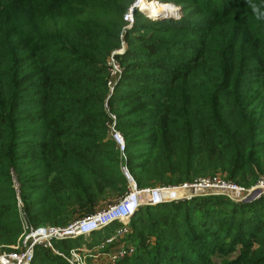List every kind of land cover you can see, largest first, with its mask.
Listing matches in <instances>:
<instances>
[{"label": "trees", "instance_id": "obj_1", "mask_svg": "<svg viewBox=\"0 0 264 264\" xmlns=\"http://www.w3.org/2000/svg\"><path fill=\"white\" fill-rule=\"evenodd\" d=\"M135 1L0 0V249L24 234L20 199L31 227L60 228L128 193L106 107L130 133L123 163L139 189L218 174L250 188L264 175V0H151L157 16L168 3L181 18L136 10L127 29ZM125 42L110 96L109 60ZM122 227L54 246L94 248ZM129 229L135 252L115 264H219L218 252L240 254L222 264H264V198L143 206ZM32 264L69 263L37 246Z\"/></svg>", "mask_w": 264, "mask_h": 264}, {"label": "built area", "instance_id": "obj_2", "mask_svg": "<svg viewBox=\"0 0 264 264\" xmlns=\"http://www.w3.org/2000/svg\"><path fill=\"white\" fill-rule=\"evenodd\" d=\"M126 19L132 23L133 15L131 12L128 13ZM130 27H127V29ZM124 44L125 43H123L122 49L116 51L109 60L111 75L108 85L110 96L113 94L115 86L123 73V68L115 59V55L125 52L126 47ZM112 118L115 120L114 116ZM109 129L110 139L115 143L117 150L125 161V139L117 130L115 124ZM121 170L129 182L128 193L120 197L114 205L109 206L106 210L100 212L96 211L94 214L77 220L64 228L47 226L34 229L27 223L25 213H23L21 203H19L21 220L28 234L22 243L20 241L23 236L17 245L11 246V251L0 254V264H32L35 257V248L37 246L51 249L55 254L65 259L66 257L64 254L54 250L53 243L55 241L89 236L92 233L107 228L115 222L122 223L123 227L116 230L110 238L102 243L100 249L104 250L106 245H113V243L122 241L125 236L130 233L128 225L135 213L143 206H158L168 202L191 200L195 197L213 195L226 197L235 203H249L264 198V175H261L257 183L250 188L240 186L235 182L227 180L225 176L218 174L213 177L201 178L195 182L183 183L177 186L139 189L125 163L122 164ZM88 248L89 247L84 245L79 248L71 249L69 252L74 256V259L71 261L66 258V261L69 264H85V257L80 254H82L81 252L85 254L89 253L91 249L89 250ZM134 252V248L126 246L123 242V245L114 253L111 260L115 263L133 255Z\"/></svg>", "mask_w": 264, "mask_h": 264}, {"label": "rangeland", "instance_id": "obj_3", "mask_svg": "<svg viewBox=\"0 0 264 264\" xmlns=\"http://www.w3.org/2000/svg\"><path fill=\"white\" fill-rule=\"evenodd\" d=\"M136 7H137V9L140 11V12H143L145 15H148V16H150V15H156L157 14V8H158V6L154 3V2H152L151 0H136ZM157 4H159V3H157ZM163 4H165V5H167V6H169L170 7V11L171 12H169L168 10H166L165 9V13H163V14H160V15H158V16H163V17H170V16H174V17H177L178 15H179V12H178V10L176 9V8H173V7H171L168 3H163ZM162 4V5H163ZM134 5V4H133ZM133 5H132V7H133ZM131 7V8H132ZM157 7V8H156ZM71 9H74V8H69L68 10H71ZM132 15H133V13H132ZM131 16V15H130ZM180 16H181V12H180ZM151 17V16H150ZM155 17V16H154ZM164 19H169V18H164ZM170 19H175V20H178V19H176V18H170ZM134 15H133V21H132V23L131 22H129V25H128V27H132V25L134 24ZM130 27V28H131ZM125 47L127 46V42H125ZM106 109H107V113H108V115H109V118H110V121H108L107 122V125H108V127L110 128L113 124H115V126H116V128H117V130L123 135V137H124V139H125V142H126V144H127V135L128 134H130V133H128V132H125V131H123V130H120L119 128H118V118H117V116H116V114H114L111 110H110V108H107L106 107ZM115 117V120L112 118V117ZM135 119H137V118H135ZM131 133H133V132H131ZM137 133H139L138 131L137 132H134V135H138V137H140V134H137ZM108 139H110V129H108ZM144 142H145V140H143ZM119 152V151H118ZM125 156H126V150H125ZM119 158L122 160V164H123V162H124V158L122 157V155L119 153ZM19 171L22 173L23 171L22 170H20V168H19ZM11 175H12V181H13V187H14V189L19 193L20 191H19V187H20V184H21V181H20V178H21V174L18 172V171H16V170H12L11 171ZM22 176H25V177H27V179L28 180H32L34 183L35 182H37L38 180H40L41 179V177H37V174H31V173H27V174H23ZM31 195H34V192H32L31 193ZM118 198L119 197H117V196H110L109 198H107V199H104L103 201H101V203L96 207V211L97 212H100V211H104V210H106L109 206H111V205H114L116 202H117V200H118ZM19 203H21V207H22V211H23V204H22V201H21V199L19 200ZM20 210V209H19ZM24 213V212H23ZM89 214H88V212H86L85 210H77L75 213H74V220H72L71 222H69V224L70 223H72V222H76L77 220H79V219H81V218H84V217H87ZM27 220V219H26ZM30 225V224H29ZM129 225H130V223H129ZM128 225V226H129ZM44 227H47V226H44ZM44 227H40V228H44ZM65 226H63V227H60V228H64ZM23 228H24V225H23ZM27 234L28 233H26V231H25V229H24V234L22 235L23 236V238L21 239V243L23 242V240H24V238L27 236ZM82 237H89V236H82ZM80 237H78V238H75V239H79ZM86 239V238H85ZM73 240V239H72ZM90 241V239H86V242H85V246L87 245V243ZM102 244H100V245H97V246H95L94 248H88L89 250H90V252L89 253H87V254H85L84 252H81L82 254H80L81 256H83V257H85L84 258V262H85V264H115L112 260H111V258H112V256L114 255V253L115 252H117L118 251V249H119V247H121L122 245H123V241H118V242H116V243H113V245L112 244H109V245H106V248L103 250V249H100ZM13 246H15V245H13ZM53 246H54V243H53ZM88 246V245H87ZM80 247V246H79ZM12 247L11 246H9L7 249H0V254H2V253H4V252H9V251H11L12 249H11ZM133 248V247H132ZM51 250V249H50ZM54 250H56V251H59L58 249H56L55 248V246H54ZM87 250V249H86ZM53 251V250H52ZM88 251V250H87ZM54 253V252H53ZM60 253H62V254H64L65 255V257L68 259V260H71L72 261V259H74L73 257V255L69 252H67V253H65V252H62V251H60ZM55 254V253H54ZM85 254V255H84ZM103 254H105V255H103ZM221 253L220 252H218L215 256H214V260L217 262V263H219V264H222V262L223 261H233V260H236V258H238L239 257V255L240 254H238V253H235V254H228V255H226V258H224L223 260L220 258V256L219 257H217L218 255H220ZM57 255V254H56ZM65 258V260H67Z\"/></svg>", "mask_w": 264, "mask_h": 264}, {"label": "water", "instance_id": "obj_4", "mask_svg": "<svg viewBox=\"0 0 264 264\" xmlns=\"http://www.w3.org/2000/svg\"><path fill=\"white\" fill-rule=\"evenodd\" d=\"M136 10H138L137 8H135L134 7V5H133V7L131 8V10H130V12L131 13H133V15H134V12L136 11ZM147 17H149L150 19H164V18H176V19H180L181 18V16H180V9H179V15L177 16V17H174V16H170V17H163V16H156V17H150V16H148V15H146Z\"/></svg>", "mask_w": 264, "mask_h": 264}, {"label": "bare ground", "instance_id": "obj_5", "mask_svg": "<svg viewBox=\"0 0 264 264\" xmlns=\"http://www.w3.org/2000/svg\"><path fill=\"white\" fill-rule=\"evenodd\" d=\"M136 4H137V3H136V1H135V3H134V7H135V8H137V7H136ZM154 16L156 17L157 15H154ZM154 16H153V17H154Z\"/></svg>", "mask_w": 264, "mask_h": 264}, {"label": "crops", "instance_id": "obj_6", "mask_svg": "<svg viewBox=\"0 0 264 264\" xmlns=\"http://www.w3.org/2000/svg\"><path fill=\"white\" fill-rule=\"evenodd\" d=\"M103 255H105V254H103Z\"/></svg>", "mask_w": 264, "mask_h": 264}]
</instances>
